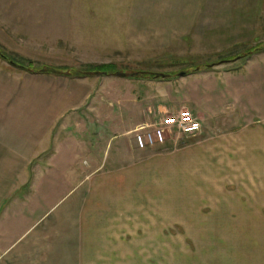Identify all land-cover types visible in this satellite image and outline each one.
Masks as SVG:
<instances>
[{"label":"rangeland","instance_id":"1","mask_svg":"<svg viewBox=\"0 0 264 264\" xmlns=\"http://www.w3.org/2000/svg\"><path fill=\"white\" fill-rule=\"evenodd\" d=\"M147 1V8L118 10L129 5L0 0V48L36 67L114 65L118 73L165 76L96 74L90 82H70L85 88L86 98L147 99L153 107L148 125L177 115L189 94L200 98L201 92L194 105L214 128L188 137L168 133L166 145L133 154L142 162L136 181L117 185L113 194L115 209L132 213L134 258H159L164 248L165 264H197L200 251L193 243L203 244L205 237L197 228L214 227L229 214L236 225L235 213L244 212L251 237L264 240V170L253 168L254 158L264 157V52L248 56L264 46V0ZM182 72L188 76L179 77ZM119 78L132 85L115 87ZM261 245L258 259H264Z\"/></svg>","mask_w":264,"mask_h":264},{"label":"crops","instance_id":"2","mask_svg":"<svg viewBox=\"0 0 264 264\" xmlns=\"http://www.w3.org/2000/svg\"><path fill=\"white\" fill-rule=\"evenodd\" d=\"M111 1L129 5L118 10L150 5ZM120 79L115 87L132 85ZM76 80L92 79L33 75L0 65V264H165L164 248L158 249L159 258H134L132 213L116 210L113 195L117 185L123 189L136 181L142 162L133 154L148 148L140 149L133 134L149 124L153 107L127 94L86 98L80 84L70 86ZM199 95L189 94L184 105L207 131L214 125L197 113ZM254 162L253 168L264 170V157ZM240 213L236 225L229 214L214 227L197 228L205 236L203 244L192 242L200 251L197 264H264L258 259L264 240L251 237L247 216ZM208 235L218 238L209 242Z\"/></svg>","mask_w":264,"mask_h":264},{"label":"built area","instance_id":"3","mask_svg":"<svg viewBox=\"0 0 264 264\" xmlns=\"http://www.w3.org/2000/svg\"><path fill=\"white\" fill-rule=\"evenodd\" d=\"M201 132V122L189 109L184 108L177 115L165 118L157 124L141 126L136 132L135 140L140 149H146L166 145L168 133L188 137Z\"/></svg>","mask_w":264,"mask_h":264},{"label":"trees","instance_id":"4","mask_svg":"<svg viewBox=\"0 0 264 264\" xmlns=\"http://www.w3.org/2000/svg\"><path fill=\"white\" fill-rule=\"evenodd\" d=\"M264 52V46L259 45L254 51L248 52V56L253 54H259ZM0 59L9 64V66L33 75H56L62 76L70 79H82L91 78L96 74L110 75L117 74L116 67L114 65L106 66H81V68H54L49 66L36 67L31 61L24 60L21 61L18 58L8 55L3 49L0 48ZM116 71V72H115ZM197 71V70H196ZM199 72V71H198ZM197 72V73H198ZM188 75V74H187ZM139 78L144 80H161L163 77H159L157 74L152 73H140Z\"/></svg>","mask_w":264,"mask_h":264},{"label":"water","instance_id":"5","mask_svg":"<svg viewBox=\"0 0 264 264\" xmlns=\"http://www.w3.org/2000/svg\"><path fill=\"white\" fill-rule=\"evenodd\" d=\"M241 58H237L235 60H233V62L238 61ZM116 76L121 77V78H138L139 74H124V73H118ZM188 76L186 72H182L181 74H179V77H186ZM163 78H165V76H161Z\"/></svg>","mask_w":264,"mask_h":264}]
</instances>
